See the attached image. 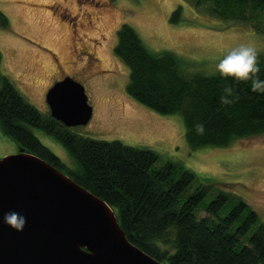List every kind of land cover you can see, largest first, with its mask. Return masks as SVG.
I'll list each match as a JSON object with an SVG mask.
<instances>
[{
    "label": "trees",
    "instance_id": "16d2710c",
    "mask_svg": "<svg viewBox=\"0 0 264 264\" xmlns=\"http://www.w3.org/2000/svg\"><path fill=\"white\" fill-rule=\"evenodd\" d=\"M202 3L211 16L228 21H254L264 10V0L197 1ZM178 14L175 11L172 21ZM7 25L0 12V28ZM116 32L113 53L128 68L127 95L157 114L181 115L191 149L224 148L234 140L264 134V96L251 92V81L233 85L218 73L186 74L182 61L169 51H148L127 24ZM259 60L264 68V56ZM229 86L238 98L223 105L220 97ZM197 123H203V134L196 132ZM0 129L18 151L37 156L99 197L127 240L153 259L163 264H264V223L240 198L221 190L211 194L214 188L208 183L189 192L194 174L173 163L156 167L158 158L151 150L76 134L29 105L3 76ZM32 129L57 141L77 168L63 164ZM202 211L204 217L199 216Z\"/></svg>",
    "mask_w": 264,
    "mask_h": 264
},
{
    "label": "rangeland",
    "instance_id": "374dc122",
    "mask_svg": "<svg viewBox=\"0 0 264 264\" xmlns=\"http://www.w3.org/2000/svg\"><path fill=\"white\" fill-rule=\"evenodd\" d=\"M197 1L0 0V12L8 19V27L0 28V76L42 114L49 113L44 95L50 86L72 77L84 87L92 108L90 120L73 132L151 150L156 167L173 163L194 174L189 192L198 184H212L211 194L221 190L240 198L264 223V134L224 148L191 149L181 115L157 114L127 95L129 71L113 53L116 31L127 24L148 51H169L182 61L186 74H217L215 65L224 52L241 43H251L264 56V10L254 21H228L211 16ZM81 47L95 58L93 65ZM32 132L69 169L77 168L57 141ZM17 152L0 129V158Z\"/></svg>",
    "mask_w": 264,
    "mask_h": 264
},
{
    "label": "water",
    "instance_id": "95a60500",
    "mask_svg": "<svg viewBox=\"0 0 264 264\" xmlns=\"http://www.w3.org/2000/svg\"><path fill=\"white\" fill-rule=\"evenodd\" d=\"M49 116L66 128L92 115L84 87L64 77L45 94ZM23 213L16 232L4 212ZM0 264H163L131 244L111 208L35 155L0 158Z\"/></svg>",
    "mask_w": 264,
    "mask_h": 264
},
{
    "label": "clouds",
    "instance_id": "9594fccd",
    "mask_svg": "<svg viewBox=\"0 0 264 264\" xmlns=\"http://www.w3.org/2000/svg\"><path fill=\"white\" fill-rule=\"evenodd\" d=\"M215 71L221 79L229 80L233 85L251 81V92L264 96V68L261 67L257 48L251 43H241L222 55L215 65ZM236 97L234 88L229 86L223 89L220 101L223 105H230ZM238 98V97H236ZM195 130L203 134V123H197ZM27 217L16 210L4 212L2 223L16 232H22L27 226Z\"/></svg>",
    "mask_w": 264,
    "mask_h": 264
},
{
    "label": "flooded vegetation",
    "instance_id": "af4514ba",
    "mask_svg": "<svg viewBox=\"0 0 264 264\" xmlns=\"http://www.w3.org/2000/svg\"><path fill=\"white\" fill-rule=\"evenodd\" d=\"M64 11H66V10H63L62 12H64ZM67 15V14H66ZM88 17H89V15H88ZM84 20H86L85 18L83 19V21ZM82 48V47H81ZM82 50H84L85 52H87L88 54H90L89 52H88V50L87 49H85V48H82ZM87 50V51H86ZM89 58H90V62H91V64L93 65L94 64V62H95V58L92 56V54H90V56H89ZM64 77H62L61 79H63ZM61 79L60 80H58V81H61ZM53 85V84H52ZM51 85V86H52ZM50 89V88H49ZM48 89V90H49ZM47 90V91H48ZM46 94V93H45ZM44 97H45V95H44Z\"/></svg>",
    "mask_w": 264,
    "mask_h": 264
}]
</instances>
